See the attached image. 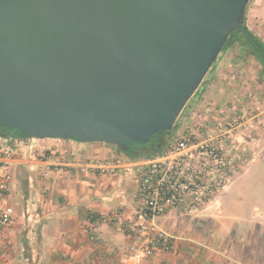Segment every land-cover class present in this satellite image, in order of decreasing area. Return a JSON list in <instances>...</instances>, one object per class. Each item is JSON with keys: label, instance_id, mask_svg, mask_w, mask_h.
Returning <instances> with one entry per match:
<instances>
[{"label": "water", "instance_id": "1", "mask_svg": "<svg viewBox=\"0 0 264 264\" xmlns=\"http://www.w3.org/2000/svg\"><path fill=\"white\" fill-rule=\"evenodd\" d=\"M250 0H0V126L129 151L171 131Z\"/></svg>", "mask_w": 264, "mask_h": 264}, {"label": "crops", "instance_id": "2", "mask_svg": "<svg viewBox=\"0 0 264 264\" xmlns=\"http://www.w3.org/2000/svg\"><path fill=\"white\" fill-rule=\"evenodd\" d=\"M260 40L264 42L262 37ZM258 87L261 105L264 70ZM210 88L202 89L197 102L212 99ZM225 111L230 112L227 106ZM260 111L264 114L263 106ZM261 124L260 147L264 145ZM9 135L17 139L14 159L1 164L0 173L9 172L13 180L10 189L0 194V208L11 206L15 213L11 225L0 233V264H260L257 241L243 244L202 241L197 233L199 228L190 229L191 216L184 218L178 213L161 219L159 224L174 234L187 233L190 239L177 241L171 253L137 263L129 257L131 241L122 231L108 224L99 225L92 232L86 228L92 215L121 211L133 217L141 165L145 161H124V166L113 174L93 169L83 173L79 166L85 163L120 159L118 148L76 139ZM247 136H239L237 142L250 145L254 138Z\"/></svg>", "mask_w": 264, "mask_h": 264}, {"label": "built area", "instance_id": "3", "mask_svg": "<svg viewBox=\"0 0 264 264\" xmlns=\"http://www.w3.org/2000/svg\"><path fill=\"white\" fill-rule=\"evenodd\" d=\"M211 124L187 127L183 135L168 141L162 153L141 165L133 217L121 211L92 215L86 231L102 224L119 229L130 239L129 257L137 263L173 252L176 242L184 239L165 230L160 220L172 213L192 216L211 205L243 163L241 145L233 138L244 123L234 127L231 123ZM16 140L0 134V165L14 159ZM123 166V160L110 159L94 160L79 168L83 173L93 169L113 174ZM12 180L9 172L0 173V194L10 189ZM14 213L11 206L0 208V233L11 225Z\"/></svg>", "mask_w": 264, "mask_h": 264}, {"label": "rangeland", "instance_id": "4", "mask_svg": "<svg viewBox=\"0 0 264 264\" xmlns=\"http://www.w3.org/2000/svg\"><path fill=\"white\" fill-rule=\"evenodd\" d=\"M244 25L253 35L264 40V0H250ZM262 70L261 63L250 54L244 43L239 40L231 42L229 47L223 49L200 88L183 110L177 120L175 134L165 139L167 142L173 140L183 135L187 127H196L203 123H231L232 127L244 123L240 129L234 131L233 140L238 143L239 136L245 135L254 140L250 141V145L238 143L241 145L240 153L244 155L242 166L228 181L227 189L224 188L216 201L189 218L192 221L190 229L196 231L198 227L200 240L207 242L243 244L257 241L260 243V264H264V145L260 147V122L263 123L261 128H264V114L260 111V106L264 107V104L261 102L260 105L258 87ZM207 86L211 87L209 91L212 99L206 98V102H197V97ZM226 98L235 102L227 103L223 100ZM225 106L230 112L225 111ZM226 113L231 116L228 118ZM0 132L14 134L16 130L0 126ZM118 157L128 161L120 152ZM252 223L256 224L251 225ZM186 234L177 235L190 239Z\"/></svg>", "mask_w": 264, "mask_h": 264}, {"label": "trees", "instance_id": "5", "mask_svg": "<svg viewBox=\"0 0 264 264\" xmlns=\"http://www.w3.org/2000/svg\"><path fill=\"white\" fill-rule=\"evenodd\" d=\"M234 40H239L242 44L244 43V45H246L249 48V52L251 55H253L262 65V68L264 70V43L255 35H253L248 29L247 27L244 25L243 29H239L236 32H234L231 37L229 38L226 46L224 49H226L227 47H229V45L231 44V42H233ZM178 125H176L173 130L169 131V132H160L157 135L153 136L150 140V142L146 145H142V144H135V143H131L129 144V151H123L121 148H118V151L123 154L125 156V158H127V160L129 162H136V161H146L149 160L150 158L162 153L165 150V147L167 146V140L164 142V144L162 143L160 148L158 149V146L160 145L159 143L163 140V138L166 139V137H172L175 132L177 131V127ZM16 133L20 134L21 136L24 137H30L27 135L22 134L21 132H19L18 130H16ZM0 134L4 135V136H11L9 134L0 132ZM173 134V135H172ZM78 140V139H76ZM158 143V144H155ZM151 145H155V147H157V153H151V155L149 154V156H145V157H139L140 152H145L147 150L150 149Z\"/></svg>", "mask_w": 264, "mask_h": 264}, {"label": "flooded vegetation", "instance_id": "6", "mask_svg": "<svg viewBox=\"0 0 264 264\" xmlns=\"http://www.w3.org/2000/svg\"><path fill=\"white\" fill-rule=\"evenodd\" d=\"M165 141H166L165 138H163V140L159 143L160 145L158 146V149L160 148L162 143L164 144ZM155 144H158V143H155ZM156 148L157 147H155V145H151L149 150L145 151L144 153L143 152L138 153L139 157L149 156V154L151 155V153H155V152L157 153L158 149Z\"/></svg>", "mask_w": 264, "mask_h": 264}]
</instances>
